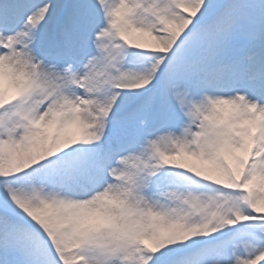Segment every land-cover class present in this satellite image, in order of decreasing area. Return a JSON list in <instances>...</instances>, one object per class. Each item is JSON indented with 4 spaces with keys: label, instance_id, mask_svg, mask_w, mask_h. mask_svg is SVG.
Listing matches in <instances>:
<instances>
[{
    "label": "snow or ice",
    "instance_id": "snow-or-ice-1",
    "mask_svg": "<svg viewBox=\"0 0 264 264\" xmlns=\"http://www.w3.org/2000/svg\"><path fill=\"white\" fill-rule=\"evenodd\" d=\"M0 264H264V0H0Z\"/></svg>",
    "mask_w": 264,
    "mask_h": 264
},
{
    "label": "bare ground",
    "instance_id": "bare-ground-1",
    "mask_svg": "<svg viewBox=\"0 0 264 264\" xmlns=\"http://www.w3.org/2000/svg\"><path fill=\"white\" fill-rule=\"evenodd\" d=\"M134 38L137 39L138 42L147 43V44L152 45V46L156 45V42L151 37H149L147 35L140 36V34H136V36ZM72 128H73V130H75L74 126H72ZM187 159L191 160L192 158H187Z\"/></svg>",
    "mask_w": 264,
    "mask_h": 264
}]
</instances>
